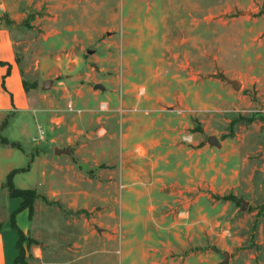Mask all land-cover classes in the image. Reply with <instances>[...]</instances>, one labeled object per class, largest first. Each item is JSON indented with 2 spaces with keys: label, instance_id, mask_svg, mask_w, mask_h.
<instances>
[{
  "label": "rangeland",
  "instance_id": "374dc122",
  "mask_svg": "<svg viewBox=\"0 0 264 264\" xmlns=\"http://www.w3.org/2000/svg\"><path fill=\"white\" fill-rule=\"evenodd\" d=\"M47 3L13 30L27 84L42 75L39 58L49 59L47 71L57 57L68 71L94 67L114 85L107 100L119 135L124 128L144 138L123 119L135 114L145 124L139 111L148 116L153 103L154 118L182 125L184 156H191L171 174L148 175V163L130 174L127 160L114 186L107 172L97 174L110 168L106 161L89 168L92 183L105 185L89 208L72 206L82 197L60 181L51 191L41 185L33 214L26 208L29 217L21 216L20 264H264V0H71L52 12L63 26L52 42L44 40L51 32L31 26L48 15ZM84 8L96 12L85 18L113 30L65 28ZM23 162L0 155V230L10 215L6 169ZM32 181L14 176L18 187Z\"/></svg>",
  "mask_w": 264,
  "mask_h": 264
},
{
  "label": "crops",
  "instance_id": "0c3cea01",
  "mask_svg": "<svg viewBox=\"0 0 264 264\" xmlns=\"http://www.w3.org/2000/svg\"><path fill=\"white\" fill-rule=\"evenodd\" d=\"M46 1L48 15L36 23L32 21L31 26L40 24L39 28L51 32L44 35V40L52 42L61 36L63 28L59 14L52 15V12L59 7L64 9L70 6L71 0H0V16H6L12 21L9 25L0 24V155L7 159L18 155L21 160L24 159V164L8 165L6 177L14 169H19L15 174L28 173L34 186L16 187L35 190L38 195L35 201L40 196L41 185H47L46 188L51 191L52 186L60 181L66 192L82 197L72 206L89 208L93 205L92 198L98 196L105 185L92 183L87 175L88 169L98 167L105 161L110 168H102L97 174L103 176L104 171L107 172L111 186H114L117 178L121 181L120 178L125 174L121 165L124 166L127 160L132 162L128 172L130 174H138L143 169L142 164L146 163L148 167L152 165L148 168V175L149 169L153 174H171L173 170L186 169L183 164L191 153H188V157L184 156V146L180 142L182 125L170 124L169 116L161 113L154 114V118L150 111L153 103H148V116L147 109L139 111L146 119L145 124H138L139 119L135 114H127L123 119V123L128 126L126 129L138 127L144 138L137 140L128 137L124 128L119 135L117 110L107 100L115 94L114 85L110 88L108 82L111 78L104 77L101 72H94V67L90 71L81 72L71 66L68 71L70 65L57 57L55 68L47 71L45 64L49 59L39 58L37 64L42 75L38 83H28V87L24 85V70L16 50L20 41L14 38V26L15 30L22 28L36 10L41 9L42 4L46 5ZM107 12L113 15V11ZM89 15L95 18L96 12L91 13L87 8L80 9L76 15H72L77 24L65 28L84 32L113 30L99 25L97 18L96 21L92 19L93 22L85 18ZM100 70L104 69L101 67ZM91 81H94L93 86ZM69 104H72V109L68 107ZM100 107L108 111L102 112ZM161 117L164 118L163 122ZM154 121L164 126H156ZM40 128L44 130L43 135L40 134ZM162 128L166 132H162ZM9 129L11 131L2 136L4 130ZM2 139L8 143L2 142ZM25 159H28L26 164ZM146 188L152 190L150 186ZM7 197V207L11 214L22 200L11 197L8 191ZM151 201L149 198V205ZM23 215L28 216L26 209L17 214L16 222L26 234L27 227L21 220ZM17 241L18 233L10 226L9 215L0 230V264H14L18 255Z\"/></svg>",
  "mask_w": 264,
  "mask_h": 264
},
{
  "label": "trees",
  "instance_id": "16d2710c",
  "mask_svg": "<svg viewBox=\"0 0 264 264\" xmlns=\"http://www.w3.org/2000/svg\"><path fill=\"white\" fill-rule=\"evenodd\" d=\"M1 23H6L9 25V24H12V21L6 16L5 17L0 16V24ZM24 85L28 87V84L26 81L24 82ZM33 85H36V84L33 83ZM2 142L8 143L6 139H2ZM13 144L15 143H12V145ZM17 171H19V169L12 170L6 177V186H7L9 195L11 197H19L22 200L18 208L10 214V226L13 229H15L18 233V241H17L18 255L15 258L14 264H20L21 253L23 249L22 243L25 240L24 232L18 227L17 222H16L17 213L27 208L29 210L30 215L33 214L34 202L38 196L35 190L21 189V188L16 187V185L14 184L13 178H14V174Z\"/></svg>",
  "mask_w": 264,
  "mask_h": 264
},
{
  "label": "built area",
  "instance_id": "2783aa9c",
  "mask_svg": "<svg viewBox=\"0 0 264 264\" xmlns=\"http://www.w3.org/2000/svg\"><path fill=\"white\" fill-rule=\"evenodd\" d=\"M103 106H105V104H104ZM103 106H102V107H103ZM68 107H69L70 109H72V104H69ZM40 134H41V135L44 134V130H43L42 128H40Z\"/></svg>",
  "mask_w": 264,
  "mask_h": 264
},
{
  "label": "water",
  "instance_id": "95a60500",
  "mask_svg": "<svg viewBox=\"0 0 264 264\" xmlns=\"http://www.w3.org/2000/svg\"><path fill=\"white\" fill-rule=\"evenodd\" d=\"M209 141H210L211 143H214V142H217V139H216V138H212V137H210V138H209Z\"/></svg>",
  "mask_w": 264,
  "mask_h": 264
}]
</instances>
